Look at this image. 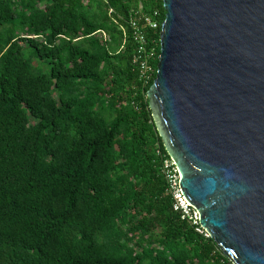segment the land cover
Masks as SVG:
<instances>
[{"label": "trees", "instance_id": "16d2710c", "mask_svg": "<svg viewBox=\"0 0 264 264\" xmlns=\"http://www.w3.org/2000/svg\"><path fill=\"white\" fill-rule=\"evenodd\" d=\"M155 10L0 0V264H233L175 210L147 97L162 26L148 83L131 37Z\"/></svg>", "mask_w": 264, "mask_h": 264}, {"label": "water", "instance_id": "95a60500", "mask_svg": "<svg viewBox=\"0 0 264 264\" xmlns=\"http://www.w3.org/2000/svg\"><path fill=\"white\" fill-rule=\"evenodd\" d=\"M147 92L183 197L233 264H264V0H163Z\"/></svg>", "mask_w": 264, "mask_h": 264}, {"label": "built area", "instance_id": "2783aa9c", "mask_svg": "<svg viewBox=\"0 0 264 264\" xmlns=\"http://www.w3.org/2000/svg\"><path fill=\"white\" fill-rule=\"evenodd\" d=\"M112 12V11H111ZM160 17V11L155 10L152 14L141 15L136 13L135 17L131 19L130 25L133 30L131 37L135 40L138 47V54L135 57V62L140 64L141 79L148 83L155 72V69L151 65L150 61L155 56L154 50H147V35L145 30L150 28L152 30H157L161 24L158 18ZM142 23V26H140ZM164 173L166 175L167 181L170 186V191L175 199V210L183 214V217H189L197 223L199 216L197 211L187 203L180 189V174L178 172L175 163L170 159L164 164ZM201 232V230H199ZM208 236V234H207Z\"/></svg>", "mask_w": 264, "mask_h": 264}, {"label": "rangeland", "instance_id": "374dc122", "mask_svg": "<svg viewBox=\"0 0 264 264\" xmlns=\"http://www.w3.org/2000/svg\"><path fill=\"white\" fill-rule=\"evenodd\" d=\"M139 7H142V5L140 4V6Z\"/></svg>", "mask_w": 264, "mask_h": 264}]
</instances>
